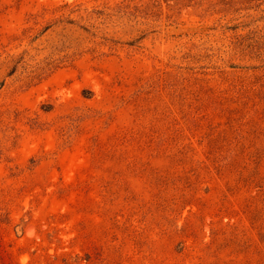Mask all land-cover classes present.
<instances>
[{"label":"rangeland","instance_id":"obj_1","mask_svg":"<svg viewBox=\"0 0 264 264\" xmlns=\"http://www.w3.org/2000/svg\"><path fill=\"white\" fill-rule=\"evenodd\" d=\"M0 264H264V0H0Z\"/></svg>","mask_w":264,"mask_h":264}]
</instances>
